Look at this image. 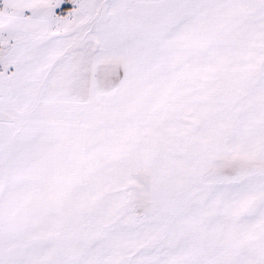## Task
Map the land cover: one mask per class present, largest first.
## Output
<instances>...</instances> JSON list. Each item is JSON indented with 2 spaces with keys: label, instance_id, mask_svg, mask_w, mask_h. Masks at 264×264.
I'll use <instances>...</instances> for the list:
<instances>
[{
  "label": "snow or ice",
  "instance_id": "6c2138e0",
  "mask_svg": "<svg viewBox=\"0 0 264 264\" xmlns=\"http://www.w3.org/2000/svg\"><path fill=\"white\" fill-rule=\"evenodd\" d=\"M0 264H264V0H0Z\"/></svg>",
  "mask_w": 264,
  "mask_h": 264
}]
</instances>
